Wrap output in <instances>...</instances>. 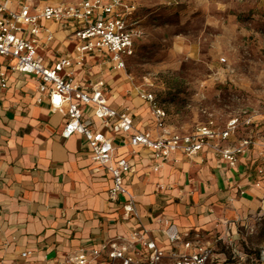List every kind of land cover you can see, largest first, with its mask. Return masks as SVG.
Here are the masks:
<instances>
[{"label":"crops","instance_id":"0c3cea01","mask_svg":"<svg viewBox=\"0 0 264 264\" xmlns=\"http://www.w3.org/2000/svg\"><path fill=\"white\" fill-rule=\"evenodd\" d=\"M63 38L56 33L50 57L57 50L72 53ZM88 60L90 76L84 70L75 73L84 83L103 67L110 69L102 60ZM92 67L97 70L91 72ZM38 83L32 76L9 73L6 85H0V264H60L80 246L130 240L134 229L145 230L146 238L166 248L165 222L190 238L235 239L237 224L259 208L264 181L256 170L264 161L256 148L236 168L205 149L193 160L177 153L154 171L150 150L115 138L114 157L135 164L125 188L140 221L123 220L120 203L108 197L110 174L92 160L84 137L62 138L64 117L51 112L46 99L39 101ZM109 94L108 89L109 103L118 109ZM132 114L139 118L136 130L160 134L155 126L147 127L143 116ZM23 252H30L25 260Z\"/></svg>","mask_w":264,"mask_h":264},{"label":"built area","instance_id":"2783aa9c","mask_svg":"<svg viewBox=\"0 0 264 264\" xmlns=\"http://www.w3.org/2000/svg\"><path fill=\"white\" fill-rule=\"evenodd\" d=\"M135 11L128 0H74L58 4L0 0V85H6L9 73L36 78L37 92L42 96L39 101L46 99L50 111L64 117L62 138L84 137L92 160L111 176L110 202L120 203L123 220L138 223L135 200L125 188V180L135 172V164L114 157L115 138L150 150L154 171L177 153L193 160L205 149L230 168H236L255 148L264 161V142L247 137L235 144L228 143L240 125L254 124L255 111H241L222 130L209 120L190 133H172L166 125L165 110L151 94H142L151 104L155 129L160 132L154 137L149 131L136 130L128 108L112 107L104 80L84 83L76 78L77 69L90 76L89 58L108 63L112 70L126 69L127 61L136 54L137 42L143 38ZM58 32L64 34L62 43L67 48L72 46V53L57 50L50 57ZM256 175L260 180L264 178V164ZM165 224L166 248L146 238L145 230L134 229L130 240L117 237L98 247L80 246L62 256L60 264H218L215 250L221 238H190L189 233L179 232L173 224ZM29 255L30 252H23L21 258L25 260Z\"/></svg>","mask_w":264,"mask_h":264},{"label":"rangeland","instance_id":"374dc122","mask_svg":"<svg viewBox=\"0 0 264 264\" xmlns=\"http://www.w3.org/2000/svg\"><path fill=\"white\" fill-rule=\"evenodd\" d=\"M128 2L143 32L136 54L124 71L103 67L92 77L108 84L113 105L154 128L151 104L142 97L151 94L166 112L167 128L182 134L209 120L222 130L241 111H255L254 124L240 125L230 144L247 137L264 142V0ZM259 201L234 229L237 238L216 244L218 264H264V192Z\"/></svg>","mask_w":264,"mask_h":264}]
</instances>
